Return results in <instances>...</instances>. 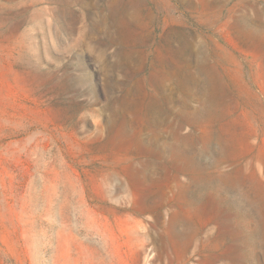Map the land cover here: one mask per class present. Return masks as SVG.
<instances>
[{
	"label": "rangeland",
	"instance_id": "rangeland-1",
	"mask_svg": "<svg viewBox=\"0 0 264 264\" xmlns=\"http://www.w3.org/2000/svg\"><path fill=\"white\" fill-rule=\"evenodd\" d=\"M0 264H264V0H0Z\"/></svg>",
	"mask_w": 264,
	"mask_h": 264
}]
</instances>
